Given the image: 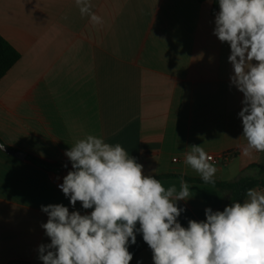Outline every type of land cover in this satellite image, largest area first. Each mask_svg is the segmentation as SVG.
<instances>
[{"label":"crops","instance_id":"1","mask_svg":"<svg viewBox=\"0 0 264 264\" xmlns=\"http://www.w3.org/2000/svg\"><path fill=\"white\" fill-rule=\"evenodd\" d=\"M90 4L102 24L81 15L76 0H0V35L21 54L0 82V140L70 168L66 151L96 135L120 143L145 175L170 176L160 179L165 188L179 191L183 177L190 198L177 205L185 211L224 208L229 193L187 180L201 179L184 162L189 146L231 154L227 165L214 164L215 181L230 183L264 166V152H243V93L230 82V45L214 35V0ZM67 174L0 149V264H43L38 249L51 240L42 205L91 213L58 187ZM152 255L143 251L133 264H154Z\"/></svg>","mask_w":264,"mask_h":264},{"label":"clouds","instance_id":"2","mask_svg":"<svg viewBox=\"0 0 264 264\" xmlns=\"http://www.w3.org/2000/svg\"><path fill=\"white\" fill-rule=\"evenodd\" d=\"M218 3L214 35L229 43L230 82L243 93L238 113L243 152H264V0ZM76 4L81 15L103 23L90 0ZM65 155L72 170L58 187L73 207L79 201L93 210L82 215L63 204L41 206L48 215L41 227L51 240L39 246L43 264H130L129 244H136L137 232L152 250L154 264H264V189H247L242 203L232 202L223 211L208 207L206 220H189L184 227L178 217L185 209L177 201H187L190 188L183 177L179 191L175 185L165 188L154 175H145L120 143L91 134ZM211 161L202 145H191L185 153V164L206 184L215 183Z\"/></svg>","mask_w":264,"mask_h":264},{"label":"trees","instance_id":"3","mask_svg":"<svg viewBox=\"0 0 264 264\" xmlns=\"http://www.w3.org/2000/svg\"><path fill=\"white\" fill-rule=\"evenodd\" d=\"M197 1L199 3H204L206 0H197ZM218 11H220L218 0H214L212 14L214 15ZM20 59H21V54L0 35V82L15 67V65L20 61ZM0 144L4 145V143L1 140H0ZM27 158L32 163L57 173H61V172L68 173L69 171L72 170V166L70 168H66L57 164H52L50 162L44 161L32 155H27ZM251 168L259 171L258 177L246 176L232 183L215 181L214 184H211L217 187L220 191L230 194V198L226 206L230 205L232 202L242 203L246 198L247 189L259 188L264 186V166L253 165L251 166ZM164 177H170V176H163V177L157 176L156 178L160 180L163 179ZM187 180L194 183L206 184L203 182L202 179L187 178ZM224 208L216 209L213 211H217V210L223 211ZM189 220H196V221L206 220L205 211L192 212L186 210L183 211L181 215L178 217V221L184 227L188 226ZM146 250H151V249L147 245V243L143 240L142 234L137 235L136 244L133 245L130 243L129 245V251L133 254V259L132 261H130V264H133L137 256ZM8 264H33V263L26 260H14L9 262Z\"/></svg>","mask_w":264,"mask_h":264},{"label":"built area","instance_id":"4","mask_svg":"<svg viewBox=\"0 0 264 264\" xmlns=\"http://www.w3.org/2000/svg\"><path fill=\"white\" fill-rule=\"evenodd\" d=\"M210 156L212 157L211 163H213L215 165H217V164L227 165L233 157L231 154H223V155H219V156L210 155ZM61 179H62L61 175L56 176V181H60Z\"/></svg>","mask_w":264,"mask_h":264},{"label":"water","instance_id":"5","mask_svg":"<svg viewBox=\"0 0 264 264\" xmlns=\"http://www.w3.org/2000/svg\"><path fill=\"white\" fill-rule=\"evenodd\" d=\"M3 150L13 156H16L20 159H26L27 158V154L26 153H23V152H20V151H16V150H12L6 146L3 147Z\"/></svg>","mask_w":264,"mask_h":264},{"label":"rangeland","instance_id":"6","mask_svg":"<svg viewBox=\"0 0 264 264\" xmlns=\"http://www.w3.org/2000/svg\"><path fill=\"white\" fill-rule=\"evenodd\" d=\"M254 172H256L255 174H254ZM250 175H252L253 177H258V175H259V171H253V172H251V174Z\"/></svg>","mask_w":264,"mask_h":264}]
</instances>
